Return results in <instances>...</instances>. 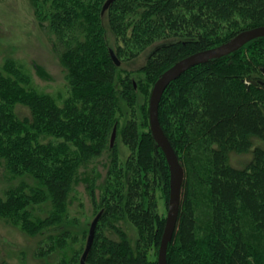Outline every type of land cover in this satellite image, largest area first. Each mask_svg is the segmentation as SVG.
<instances>
[{"label": "trees", "instance_id": "obj_1", "mask_svg": "<svg viewBox=\"0 0 264 264\" xmlns=\"http://www.w3.org/2000/svg\"><path fill=\"white\" fill-rule=\"evenodd\" d=\"M36 2L0 0V28L15 25L18 11L27 24L33 22ZM104 2L55 0L57 58L71 87L62 106L0 72V160L23 179L0 198V213L17 215L24 208L18 218L29 233L58 226L73 186L82 182L92 216L103 209L86 264H156L149 252L160 244L165 218L155 191L162 185L168 193L169 170L144 107L145 128L139 125L130 75H142L137 91L148 97L158 76L175 62L264 26V0H115L101 14ZM103 17L119 66L103 41ZM138 60L144 61L128 71ZM119 98L130 109L121 129L129 151L124 162L110 147ZM158 119L184 169L167 264H264V147L252 142H264V37L170 83ZM230 152H251V159L236 168L228 162ZM101 157L106 164L97 188ZM33 178L38 187L24 191V182L30 183L24 179ZM46 197L52 209L30 218L28 206L45 205ZM124 216L138 230L134 247L111 221ZM87 233L84 228L82 241Z\"/></svg>", "mask_w": 264, "mask_h": 264}, {"label": "rangeland", "instance_id": "obj_2", "mask_svg": "<svg viewBox=\"0 0 264 264\" xmlns=\"http://www.w3.org/2000/svg\"><path fill=\"white\" fill-rule=\"evenodd\" d=\"M106 1V0H105ZM105 3V2H104ZM24 1L19 2V6L24 5ZM86 4V3H85ZM25 6V5H24ZM55 0H37L33 22L30 23L24 20L21 11H18V21L15 25L11 24L6 29L0 28V72L7 78L16 81L18 85L24 88H31L38 94L47 95L55 105L62 106L65 100L70 97L71 87L66 74L58 62V36L52 27V17L58 8ZM101 13V12H100ZM17 19V17H16ZM103 25V41L107 49L113 47L114 38L107 26V19L102 18ZM61 27L62 23L60 24ZM64 30V29H63ZM66 31H68L66 29ZM72 29L69 31V33ZM61 34V33H60ZM75 34V33H74ZM73 34V35H74ZM86 35H83V38ZM144 60H138L134 64H124L129 70H135L142 64ZM8 63V70L3 68ZM12 64V65H10ZM123 69V68H122ZM125 69V68H124ZM131 79L134 81V88L136 99L134 103L139 125L143 124L140 114V108H146L148 111V97L142 92L137 91V83L142 77L137 72L131 73ZM156 81V80H155ZM154 84V83H153ZM137 86V87H136ZM134 109V108H133ZM129 108L124 101L118 99V109L116 118L119 121L117 125L116 137L113 147L116 148L121 162L126 160L129 151L123 145L121 140V129L125 122V116L129 114ZM148 116V112H147ZM148 122V118H147ZM142 123V124H141ZM114 126V127H115ZM113 127V128H114ZM144 129V124L142 125ZM113 131V129H112ZM112 133V132H111ZM111 137V135H110ZM253 146L264 147V142L253 139ZM251 159V152L228 154V162L231 166L236 168L244 167ZM103 164H106V157L100 158L98 166L95 169L96 183L95 187L99 188L103 184ZM83 166V162H81ZM82 168V167H81ZM83 170V169H82ZM23 179L18 176L12 175L7 170L3 160H0V198L5 199L6 192L9 188L18 189ZM28 186L24 191H30L32 188H37L39 182L37 179H24ZM163 186L156 189L157 208L160 215L164 218L167 213V202L169 194L161 190ZM47 202L45 205L28 206V210L32 209L29 217L45 216L46 211H50L52 206L46 197ZM69 205H65L66 218L59 223L58 226L52 228H43L40 232L29 233L23 230L20 225L19 215L22 216L23 210L16 214H2L0 213V263L5 264H80V259L83 254L86 238L81 240L83 229L89 226L95 215L92 216L93 209L90 205L88 196L83 189V183L79 182L73 186L71 193L68 197ZM102 210V209H101ZM117 227L123 230L130 243L134 247L138 240V230L124 217L111 219ZM66 235H69L68 237ZM88 235V233H87ZM58 239L61 241L59 242ZM159 247V246H158ZM158 247L149 252V259L156 261Z\"/></svg>", "mask_w": 264, "mask_h": 264}, {"label": "water", "instance_id": "obj_3", "mask_svg": "<svg viewBox=\"0 0 264 264\" xmlns=\"http://www.w3.org/2000/svg\"><path fill=\"white\" fill-rule=\"evenodd\" d=\"M114 1L115 0H106L102 6L101 14H103ZM263 37L264 26L241 31L236 36L224 43L191 54L175 62L169 68L164 70L153 84L148 103L149 128L156 146L161 149L162 153L164 154L169 170L167 213L165 217L163 233L158 247L157 264H167V250L170 242L172 241L178 219L181 191L184 181V169L159 123L158 108L162 95L170 83L175 81L190 68L228 56L241 49L247 43ZM109 54L113 63L116 66H119L120 62L112 49H109ZM246 83H252L255 85L257 82L248 81ZM258 83L261 85L263 84L262 81H259ZM115 137L116 128L114 127L110 137V147L113 146ZM102 214L103 209L100 210L91 221L85 248L80 259V264H86V259L92 248L96 227Z\"/></svg>", "mask_w": 264, "mask_h": 264}]
</instances>
